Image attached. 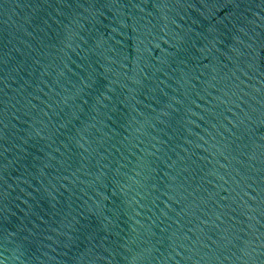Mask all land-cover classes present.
Wrapping results in <instances>:
<instances>
[{"label": "water", "instance_id": "1", "mask_svg": "<svg viewBox=\"0 0 264 264\" xmlns=\"http://www.w3.org/2000/svg\"><path fill=\"white\" fill-rule=\"evenodd\" d=\"M0 264H264V0H0Z\"/></svg>", "mask_w": 264, "mask_h": 264}]
</instances>
